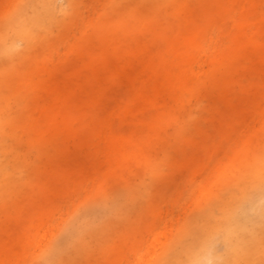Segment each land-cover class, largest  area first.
Instances as JSON below:
<instances>
[{"label": "rangeland", "instance_id": "obj_1", "mask_svg": "<svg viewBox=\"0 0 264 264\" xmlns=\"http://www.w3.org/2000/svg\"><path fill=\"white\" fill-rule=\"evenodd\" d=\"M28 1L0 0V23L5 12L15 14L20 9L29 12ZM71 1H58L59 19L52 23L53 32L42 35L38 27L37 45L26 50L25 58L13 65H0V87L5 96H10L9 109L0 113V131L8 139L10 157L19 166V171L8 181L2 183L0 176V227L5 228L17 215L23 220L21 229L33 212L42 219L36 230L25 235L20 246L11 241L0 244V264H62L63 255L66 264H158L164 255L168 256V264H172L173 255L180 250L171 247L174 235L180 228H187L196 212L208 213L210 207H215V215H220L222 197L233 204L242 173L264 149V96L254 100L243 98L246 96L243 86L249 81H258L264 86L261 53L239 62L222 60L216 51L196 53L188 64L189 76L206 79L213 72L227 73L226 79L230 81L225 89L231 92L232 101L187 100L192 110L180 119L176 125L178 131L170 128L169 136L163 137L150 151L148 140L156 133L151 124L161 117L160 126H166L170 118L161 113L160 105L146 103L141 96L153 92L155 79L142 71L134 49L150 45V53L157 55L167 44L158 42L148 32L135 36L112 32L117 21L135 25L136 16L146 13L148 9L139 0H76L75 7ZM199 4L200 0H187L177 9L155 0L152 8L157 7L156 14L162 24L177 34L188 26L187 7ZM262 11L264 0L259 1L256 11H250V28H255ZM96 24L101 25L100 30H107L111 46L121 48L120 59H130L127 70L134 80L117 83L114 94L125 99L136 98L129 110L121 113L118 109L108 118L106 138L87 128L90 150L103 164L96 176L75 175L82 167L85 154L79 145V132L67 128L58 130L53 117L46 119L41 114V107L50 103L52 97L46 90H38L37 79H44L45 70L57 69L64 62L69 69L82 59L91 65L96 46L101 43V35L95 34ZM1 27L2 24L0 31ZM225 28L233 31V20L225 23ZM19 43L25 48L24 40ZM216 43L231 44V36L220 35L211 44ZM83 44H87L85 50L72 51L73 46ZM33 60L43 68H32ZM84 72L85 69L82 76ZM82 76L76 79H83ZM11 77L13 88L2 81ZM26 79L34 80L26 83ZM178 92L189 97L188 91ZM80 96V104L72 105L76 112L82 111L88 101L87 94ZM60 101L54 100L55 107H64ZM230 103L239 109L232 111ZM111 105L104 103L99 113L106 115L110 108L117 109V100ZM72 121L65 118L61 123L70 125ZM223 123L227 126L225 130L220 129ZM116 132L127 137V149L132 159L138 158V166L128 169L130 161L123 167L108 166L107 159L118 151L110 139ZM203 141L209 145L206 149L200 145ZM65 168L69 177L64 176ZM9 169L15 171L12 165ZM131 186L141 190L133 205L127 202ZM262 194L263 197H256L258 204L264 203V190ZM215 215L211 216L213 221ZM109 220L112 223L108 225ZM87 221L104 230L98 239L75 242L77 231ZM184 232L187 239L196 242L201 227ZM10 235L17 236L15 232ZM128 235L133 236V241H124ZM6 237V234L0 235L2 240ZM214 249L220 258L227 257L220 233L215 234Z\"/></svg>", "mask_w": 264, "mask_h": 264}, {"label": "bare ground", "instance_id": "obj_2", "mask_svg": "<svg viewBox=\"0 0 264 264\" xmlns=\"http://www.w3.org/2000/svg\"><path fill=\"white\" fill-rule=\"evenodd\" d=\"M59 0H29V12L19 10L15 14L5 12L0 31V65H13L20 59L25 58L26 50H31L37 45L39 39L38 27L42 35H49L53 32L52 23L58 20ZM148 9L144 15L136 16L138 19L135 25L131 22L117 21L112 32L115 34L137 35L140 32L152 33L160 43H166L167 48L161 49L157 55L152 54L150 45L138 46L134 49V57L140 62L142 71L149 77L155 79L152 93H143L146 103L160 105L169 116L170 122L166 126H160L158 117L152 124L156 131L153 137L148 140V147L153 151L162 141V138L169 136L170 128H175L181 118H185L192 110L187 100L205 98L214 100L222 98L226 102L232 101L231 92L225 89L227 82L226 74L223 72H213L206 79H195L189 76L188 64L191 63L196 53H207L216 51L220 53L223 60L229 58L239 62L247 58H254L257 53H261V60L264 63V11L259 14L255 28H250V11L258 9L260 0H200L198 7L188 6V26L180 33L172 34L170 29L165 27L156 14L157 7H153L155 0H139ZM167 2L173 8L179 9L187 0H157ZM73 7L77 5L76 0H72ZM134 9H131V12ZM133 13V12H132ZM8 14V15H7ZM233 20L234 29L229 31L225 28V23ZM95 34L101 35V43L93 53V63L86 65L85 60H80L74 67H66L65 62L57 69L45 70V78L38 80V90L47 91L52 97L50 103L41 107V114L46 118L54 119V127L58 130L67 128L72 132H79V145L84 151V161L82 167L75 175H97L101 161L94 151L90 150L88 142L87 128H92L99 137L106 138V126L108 118L119 109L121 113L129 110L136 97L128 99L120 98L114 94V87L117 83L125 79L134 80L133 74L127 70L130 59L121 60V48H115L109 44L107 30H100L101 25L96 24ZM220 35H230L232 43L228 45H212V41L218 40ZM24 40L25 48H21L19 41ZM87 44L73 46L72 51L85 50ZM149 52V53H148ZM219 59V58H218ZM225 60V59H224ZM36 60L32 61L31 67L35 70L43 68ZM85 69L84 75L81 73ZM33 71V70H32ZM31 71V72H32ZM82 76L83 79H76ZM196 76V75H195ZM13 77L2 79L13 88ZM17 79V77L15 78ZM34 79H26L28 83ZM150 81L152 79H146ZM243 98L257 99L264 96V86H260L258 81H249L244 84ZM188 91L189 97L178 91ZM87 94V104L80 112L73 108L80 104L81 94ZM9 95L5 96L0 87V113L6 112L9 108ZM26 103L28 98H24ZM54 100H61L64 107H55ZM117 100V109L110 108L106 115L99 113L104 103L111 104ZM70 103V104H69ZM73 105V106H72ZM232 111L238 110L233 103L229 108ZM14 112V109H10ZM31 114V113H30ZM65 118H72V123H61ZM63 124V125H62ZM92 125V126H90ZM36 128L35 125H30ZM232 126V125H231ZM227 126L223 123L220 129L225 130ZM1 132V131H0ZM180 132V131H179ZM165 134L163 136L162 134ZM171 135V134H170ZM111 143L118 147L116 154L107 159L108 166L123 167L128 164V169L139 165L136 156L131 158L127 149V137L121 133L110 135ZM203 148L209 147L206 141L200 144ZM9 154V155H8ZM12 165L15 171L10 170ZM16 160L10 157L8 149V139L4 133H0V176L2 183L8 181L13 173L19 171ZM65 177H69V172L63 171ZM264 190V149L254 157L252 166L243 173L236 194V201L231 204L226 197L220 199V215H215V207H210L207 213L204 210L196 212L190 217L189 224L180 228L173 237L171 247H179L175 253L172 264H264V203H257L256 197H263ZM141 193L140 188L131 186L128 191L127 202L135 204L137 197ZM46 206V205H45ZM44 206V207H45ZM121 214V213H120ZM215 215L214 221L211 216ZM23 222L22 217L17 215L13 221L0 227V235L6 234V239H0V244L11 241L15 246L24 243L25 235L36 230L42 223L41 217L34 212L28 217V223L24 228H20ZM112 223L111 220L106 224ZM74 238L75 242H85L98 239L104 227L93 226L91 222H85ZM201 227V233L196 242L187 239L184 231L195 227ZM17 235L13 237L10 233ZM220 233L224 238L227 247V257L220 258L215 254V234ZM145 235V233H144ZM5 240V241H4ZM125 242L133 241V236L124 238ZM62 256L60 263H65ZM167 255L162 257L158 264H168ZM221 262V263H219Z\"/></svg>", "mask_w": 264, "mask_h": 264}]
</instances>
